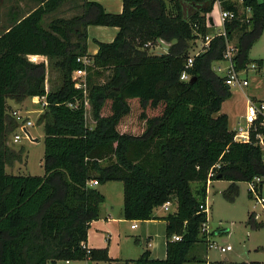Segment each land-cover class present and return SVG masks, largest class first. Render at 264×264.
Listing matches in <instances>:
<instances>
[{
	"label": "trees",
	"instance_id": "1",
	"mask_svg": "<svg viewBox=\"0 0 264 264\" xmlns=\"http://www.w3.org/2000/svg\"><path fill=\"white\" fill-rule=\"evenodd\" d=\"M38 1L26 15L13 14L0 34V264L85 259L207 264L190 254L207 242L202 227L208 213L201 205L207 201L209 172L215 171L212 181L233 182L224 192L231 199L238 192L236 181L264 177V149L257 138L264 134V118L256 121L249 142L236 141L228 115L221 112L232 88L214 68L224 60L228 41H235L238 70L252 62L249 51L264 30V0H123L120 13L107 12L98 0H81L73 16L47 24L46 16L70 0ZM217 1L236 17L225 21L226 34L215 36L187 67L195 41L209 34V14ZM89 25L117 26L119 31L111 42L96 40L99 49L92 55ZM159 39L172 43L168 52L145 47ZM30 54L48 56L49 65L61 74L58 87L47 91L49 68L30 61ZM84 56L92 64L79 60ZM257 63L263 66L262 59ZM183 72L189 80L181 78ZM84 78L87 95L76 86ZM32 97L47 102L39 118L45 132L44 174L8 173L7 165L22 161L23 148L9 145V135L20 123L8 112L7 101L23 103ZM87 99L93 125L88 124ZM137 103L142 130L121 131L126 118L137 112ZM94 180L101 185L123 182L122 213L128 220L154 218L155 208L177 202V210L163 217L165 258H154L146 249L138 258L120 260L112 259L107 248H84L106 199ZM174 234L181 239L173 240Z\"/></svg>",
	"mask_w": 264,
	"mask_h": 264
},
{
	"label": "rangeland",
	"instance_id": "2",
	"mask_svg": "<svg viewBox=\"0 0 264 264\" xmlns=\"http://www.w3.org/2000/svg\"><path fill=\"white\" fill-rule=\"evenodd\" d=\"M81 0H70L66 2L58 10L48 14L45 18V24L57 17H71L77 12V6L80 5ZM39 5L38 0H0V34L11 24V19L14 15L24 16L28 12L37 8ZM245 10L244 8H241ZM212 16L215 18L216 22H220V9L218 6H214L212 13L209 14V18ZM213 21V18L211 19ZM209 20V21H211ZM218 20V21H217ZM211 21V22H212ZM210 25V24H209ZM221 25V24H220ZM210 27V26H209ZM218 28H210L209 34L214 36L217 34ZM222 30V27L221 29ZM219 30V31H220ZM205 38L200 37L195 41V49L191 51L190 54L200 50L202 51L205 48L204 45ZM235 44V41L233 42ZM152 50L151 48H149ZM249 57L252 62L248 66V71L244 75L248 78L250 82L249 86H245L243 89L247 92H253V88H256L257 85L261 83L264 84V69L261 71L258 69L257 60L262 59L264 63V30L261 36L255 41L252 48L249 51ZM49 60V58H48ZM253 64L256 65V68H253ZM226 65L225 62H216L214 68L218 71V66ZM47 67L49 68L47 75L48 79L46 83L50 85L49 89L58 87L61 82L60 72L51 67L48 63ZM220 75L223 72H218ZM47 89V91H49ZM240 89V88H239ZM237 87H233V90L236 92L237 98L242 102L235 106V109H240V106L243 105L244 100L242 95V90H239ZM233 92V94L235 93ZM44 99L40 97L27 98L23 103H18L13 99H8V112L11 113L15 109H19L21 114L33 122V125L28 128L29 132L33 135L35 140H31L25 136L24 131L18 127L11 135H9V145L16 150L23 148V159L22 161H16L13 165H7L6 170L8 173L16 175H43V157H44V125L39 123L40 116L44 113L45 108L43 105ZM88 101L86 106L88 124L93 125L94 120L92 119L91 113V103ZM137 112L128 116L126 121L128 123H123L120 126L121 131L127 132H140L143 128V121L139 117V107L137 103ZM109 112L107 108L106 113ZM13 113V112H12ZM132 120V125L130 123ZM242 125L245 124V120H241ZM239 123V124H240ZM237 123L236 126L238 127ZM20 134L22 138L15 142L14 135ZM232 181L226 179H215L208 186V239L219 244V245H228L230 244L233 249L226 253H222L216 248H207L206 242L198 243L190 255L201 256L205 258L207 264H233L236 262H246L247 264H264V204L259 203L255 195L250 196L249 183L248 181H236L238 188L237 195L233 199L228 198L224 195L230 186ZM95 185L94 183H92ZM193 187L196 186V183H192ZM105 186V187H103ZM99 189H103L106 195V201L104 205L108 206L114 215H119L123 210V182L121 181H110L104 185H99ZM262 197L264 198V186L262 190ZM177 202L173 201L171 204V209L169 211L165 210L162 206L155 208L154 213L159 214H169L174 213L177 210ZM254 213L257 215V222L259 225H255L250 218V214ZM254 218V217H253ZM140 225L139 221H136ZM138 231L135 230L130 236L131 240L128 242V246L131 248L130 254L132 258H138L140 254L137 252V246L135 244L136 236L135 234ZM129 241V240H128ZM132 241V242H131ZM140 248V247H139ZM134 249V251H133ZM85 264V262H81ZM194 262H188L186 264H192ZM88 264H94L92 261Z\"/></svg>",
	"mask_w": 264,
	"mask_h": 264
},
{
	"label": "crops",
	"instance_id": "3",
	"mask_svg": "<svg viewBox=\"0 0 264 264\" xmlns=\"http://www.w3.org/2000/svg\"><path fill=\"white\" fill-rule=\"evenodd\" d=\"M98 1L104 6L107 12L120 13L123 10V0H98ZM241 12L250 15V11L246 9L245 10L241 9ZM212 18L213 21L211 20ZM211 19L209 20L212 21V22L210 21L212 25L209 28L211 27L214 29L218 28L217 31H219L222 27L223 30V25L220 22L219 23L216 22L212 14H211ZM118 31H119V27L117 26L89 25L88 27L89 53L94 55L98 52L99 46L96 40L102 42H111L115 39ZM257 66L260 71L264 69V63L262 67H260L259 65ZM47 79H48V75H47ZM49 88L50 85L47 84V89ZM239 90H242L241 93L243 95V99H245L243 105L240 106V109L238 110L235 109L237 103L241 104L242 102L239 100V98H237L236 92L232 88V92L235 93L232 94L231 98L223 102L222 110H221V112L226 113L228 115L230 128L233 130L237 128L236 126L237 123L239 124L241 120H245L248 100H253L255 102H264L263 83L257 85L256 88H253L254 90L253 92H247L243 88ZM15 110H19V109H15ZM99 185L101 184H96L95 186L98 187ZM100 191L105 195L103 189H100ZM207 200H208V196H207ZM166 215L154 213L153 216L154 218L148 220H128L123 217L122 212H120L119 215H114L110 210V208L104 205L103 202L100 206L99 218L91 222L88 231V240L85 244L89 249L107 248L109 251V256L112 259H120V260L133 259L132 258L133 256L130 254L132 250L128 246V242H130L131 240L130 236L132 235V232L137 230L138 232L135 234L136 236L135 244L138 247L137 250L139 249L137 252L141 255L146 249H149L151 251L152 257L165 258L167 255V248H166L167 237H166V221L163 217H165ZM255 216L257 218V215ZM134 221H139L140 225H138L136 222L137 226L132 227ZM190 257L205 259L201 256H196L193 254L190 255ZM90 261L92 260L91 259L65 260V261H60L59 264H82L81 262H85V264H88V262ZM92 262L94 264H109L106 261H92Z\"/></svg>",
	"mask_w": 264,
	"mask_h": 264
},
{
	"label": "built area",
	"instance_id": "4",
	"mask_svg": "<svg viewBox=\"0 0 264 264\" xmlns=\"http://www.w3.org/2000/svg\"><path fill=\"white\" fill-rule=\"evenodd\" d=\"M243 1V0H240ZM214 6H218L220 8V23L223 25V30H220L217 32L216 35L211 36V35H206L205 36V40H204V45L205 48H203L202 51L198 50L196 52H194L193 54H190L189 58H188V64L187 67L191 66L194 58L196 55H199L201 52H203L206 47H208V45L210 44V41L217 35H225V30H224V23L226 20L228 19H233L234 17H236V14L233 11L230 10H225L221 7V3L220 1H217L215 3ZM210 24V25H209ZM211 22L208 21V26H211ZM171 42H168L164 39H159L158 41H150L148 43L145 44L146 48H151L152 51H154L155 53H166L168 52L170 46H171ZM236 55V45L231 42L228 41L227 42V48L226 51L224 53V60L220 61V62H225L226 65L223 67L222 65L218 66V71L217 72H223V74H221L222 76H226L228 78L227 82L228 85L233 88V87H237V88H244L245 86L249 85V81L248 78L246 76H244L247 71H248V67L242 70H238L235 67V62H234V57ZM28 58L30 61L38 63V62H45L46 66L49 63L48 60V56H44V55H35V54H30L28 55ZM79 60L83 61L86 65L87 64H92V59H90L88 56H84L82 58H79ZM253 68H256V65L253 64ZM181 78L183 80H189L190 79V75L187 72H183ZM76 86L78 88H83L85 95H87V81L86 78L83 79V82H79L76 84ZM42 99H44L43 105H47L46 99L45 97H43ZM88 100V99H87ZM85 101L86 106L88 105V101ZM71 107H76L77 104L76 103H69L68 104ZM13 115L16 117V119L19 121L20 125L19 128L21 129V131L25 133V136L31 140H34L33 135L30 133V136L27 134L26 130H28V128L30 126L33 125V122L31 120H29V117L24 116L23 114H21L20 111L14 110L13 111ZM264 118V102H255L253 100H248L247 103V108H246V115H245V126L242 125L241 123L239 124V126L234 130L235 134H234V139L236 141L239 142H249L251 140V133L253 131L257 130V126H256V121L260 118ZM22 138V136L18 133L14 135V141L17 142ZM257 138L259 139V143L262 145L263 149H264V134L262 133H258L257 134ZM217 167L219 166V164L216 165ZM215 174V171L213 170V168L211 169V171L209 172V177H208V185L212 182V177ZM92 183H94L95 185L98 184V181L94 180L92 181ZM249 183V190L251 191L252 195H255L256 199L258 200L259 203L264 204V198L262 197V194L260 193V188L261 186L264 184V177L261 176H255L251 181L248 182ZM171 204L172 201H167L165 202L162 207L169 211L171 209ZM201 208L206 211L208 213V202L206 201L205 205H201ZM136 221H134V224L132 225V227H136ZM202 232L205 233L207 235L206 237V243H207V247L208 248H216L219 251H221L222 253H226L228 251H231L233 249V247L228 244V245H219L211 240L208 239V228H207V222L204 223L203 227H202ZM173 240H180L181 236L179 234H174L172 237ZM83 246L84 248H86L89 251V248L87 247V245L83 242Z\"/></svg>",
	"mask_w": 264,
	"mask_h": 264
},
{
	"label": "water",
	"instance_id": "5",
	"mask_svg": "<svg viewBox=\"0 0 264 264\" xmlns=\"http://www.w3.org/2000/svg\"><path fill=\"white\" fill-rule=\"evenodd\" d=\"M228 86H229V85H228ZM26 132H27V134L30 136V133H29V131H27V130H26ZM34 140H35V139H34Z\"/></svg>",
	"mask_w": 264,
	"mask_h": 264
}]
</instances>
